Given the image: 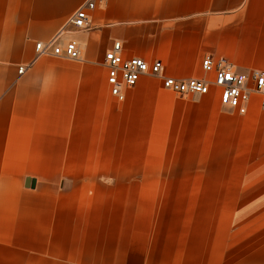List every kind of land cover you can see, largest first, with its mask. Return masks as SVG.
Returning <instances> with one entry per match:
<instances>
[{"label": "crops", "instance_id": "0c3cea01", "mask_svg": "<svg viewBox=\"0 0 264 264\" xmlns=\"http://www.w3.org/2000/svg\"><path fill=\"white\" fill-rule=\"evenodd\" d=\"M87 1L0 0V264H264L260 96L240 114L162 86L211 82L206 55L264 73V0H107L74 30ZM54 39L79 58L36 54ZM114 42L162 66L122 101Z\"/></svg>", "mask_w": 264, "mask_h": 264}, {"label": "built area", "instance_id": "2783aa9c", "mask_svg": "<svg viewBox=\"0 0 264 264\" xmlns=\"http://www.w3.org/2000/svg\"><path fill=\"white\" fill-rule=\"evenodd\" d=\"M107 0H89L84 7L79 9L69 20V25L74 30L88 29L87 10H93L96 6L103 7ZM122 46L120 42H114L112 49L104 55V65L107 68V83L110 94L122 101L124 96L122 87L131 88L137 84L142 76H156L160 73L162 66L160 62L148 63L140 58L125 59L121 55ZM35 52L38 56L55 55L65 56L69 59H78L80 52L75 41H68L59 45L56 39L46 43L35 44ZM201 68L205 74L213 75L211 82L205 79L189 78L174 79L164 78L162 86L180 96L184 95H205L213 85L219 92V100L223 106L236 109L240 114L246 111V104L249 101L250 93L255 92L260 96V105L264 108V73L252 72L250 75L236 72L225 59L214 60L206 55L201 62ZM25 66L18 68V75H22ZM251 81L253 88L248 87Z\"/></svg>", "mask_w": 264, "mask_h": 264}, {"label": "rangeland", "instance_id": "374dc122", "mask_svg": "<svg viewBox=\"0 0 264 264\" xmlns=\"http://www.w3.org/2000/svg\"><path fill=\"white\" fill-rule=\"evenodd\" d=\"M251 153H250V162L251 166H255L258 163H264V139H251ZM259 153V154H258Z\"/></svg>", "mask_w": 264, "mask_h": 264}, {"label": "water", "instance_id": "95a60500", "mask_svg": "<svg viewBox=\"0 0 264 264\" xmlns=\"http://www.w3.org/2000/svg\"><path fill=\"white\" fill-rule=\"evenodd\" d=\"M26 182H28V180Z\"/></svg>", "mask_w": 264, "mask_h": 264}]
</instances>
